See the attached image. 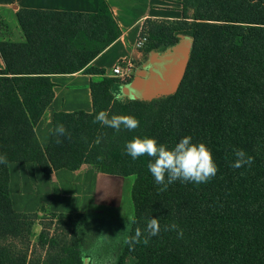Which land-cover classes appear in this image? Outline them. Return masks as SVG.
Instances as JSON below:
<instances>
[{"label":"trees","instance_id":"trees-1","mask_svg":"<svg viewBox=\"0 0 264 264\" xmlns=\"http://www.w3.org/2000/svg\"><path fill=\"white\" fill-rule=\"evenodd\" d=\"M177 20L148 19L140 36L142 50L152 54L193 40L192 52L178 90L152 101L112 96L126 84L115 77L91 83L92 112H57L53 129L64 124L69 137L40 145L35 127L54 97L51 77L58 74L104 75L90 63L122 34L109 3L99 0L96 13L20 9L17 19L25 42H0L5 68L0 70V264H85L79 237L69 238L80 215L53 214L69 227L62 242L43 230L37 241L46 255L6 244L29 242L37 214L14 210L10 164L33 162L43 176L92 165L99 172L134 178L131 200L143 231L159 218L160 233L147 245L125 244L110 264H264V0H181ZM132 115L133 131L93 123L100 111ZM153 137L169 147L185 136L206 144L218 172L206 183L179 180L160 192L147 164L133 160L125 145L133 137ZM98 137H102L99 144ZM254 157L251 166L233 168L234 151ZM103 159H98V157ZM177 224L183 230L165 231ZM112 250V249H110ZM98 261V260H97ZM101 262V261H100ZM100 264V263H99Z\"/></svg>","mask_w":264,"mask_h":264},{"label":"crops","instance_id":"crops-1","mask_svg":"<svg viewBox=\"0 0 264 264\" xmlns=\"http://www.w3.org/2000/svg\"><path fill=\"white\" fill-rule=\"evenodd\" d=\"M106 1L121 27L122 34L89 65L103 70L104 75L85 74L80 71L51 77L54 97L44 117L35 127L40 145L44 148L49 144L52 136L54 114L92 112L91 83L101 81L107 76L111 77L112 68L118 62L123 59L134 61L138 68L136 75L150 68V58L153 53L147 55L142 49L136 48V42L146 20H177L182 17L181 0ZM24 8L96 13L99 9V0H0V42H25L24 33L17 19L18 11ZM4 68L5 64L0 53V70ZM111 178L114 177L98 172L92 165H83L77 171L57 170L46 177L33 162H12L10 193L13 207L16 212H33L42 206H48L53 211L62 210L55 209L53 193L48 192L43 198L42 195L48 185L52 190L59 185L57 189L62 192L64 209L67 205L69 209L79 207L83 204L84 197L99 188L100 182L112 181ZM125 180L127 179H124V183Z\"/></svg>","mask_w":264,"mask_h":264},{"label":"clouds","instance_id":"clouds-1","mask_svg":"<svg viewBox=\"0 0 264 264\" xmlns=\"http://www.w3.org/2000/svg\"><path fill=\"white\" fill-rule=\"evenodd\" d=\"M112 96L115 100L121 103L125 102V95L122 91H112ZM93 123H99L102 126L110 127L116 132L122 128L128 131H133L139 127V120L132 115H109L107 111H100L95 115ZM52 134L56 136V142L61 143L62 137H69L70 133L67 131L64 124H57L52 130ZM102 137H98L96 143L101 142ZM125 152L133 160L142 156L149 157L147 164L149 172L154 177L155 183L160 185V192L168 189L169 185L180 181L182 183H206L216 176L218 172L217 164L214 161L211 150L208 149L205 143H195L191 136L181 138L177 143L169 147L165 143H159L153 137H133L125 145ZM236 157L235 161L231 164L233 168H241L245 165L251 166L254 162V157L247 155L242 149L234 151ZM103 159V157H98ZM8 159L6 154H0V164H7ZM123 215V211H122ZM124 216V215H123ZM136 221L131 217H126V228L123 237V242L130 247L136 244L143 243L147 245L152 237L158 236L160 233L159 218H149L146 227L141 230L137 227L133 232L132 225ZM177 231L178 236L182 237L183 230L175 223L165 226V231ZM102 238H109L108 235H99ZM88 264H98L93 257H88Z\"/></svg>","mask_w":264,"mask_h":264},{"label":"rangeland","instance_id":"rangeland-1","mask_svg":"<svg viewBox=\"0 0 264 264\" xmlns=\"http://www.w3.org/2000/svg\"><path fill=\"white\" fill-rule=\"evenodd\" d=\"M181 41L184 43L191 42L188 38H183ZM191 49L192 42L187 54L188 62L191 56ZM160 51L161 50H158L156 52ZM167 93L168 92L158 91L157 94L150 95L145 101H152L164 96H169ZM112 177H114L110 179L112 181L107 180L104 183L100 182V186L97 190L87 197H84L81 206H76L72 209H69V205L64 209L62 204V192L57 189L59 185L53 190L48 185L47 190L44 191L42 195L43 198L47 196L48 192L51 194L53 193L54 204L56 203L54 206L55 209L62 210L53 211L48 206H42L33 212H18L37 214V219L31 228L32 234L29 236L30 241L24 242L22 240L8 238L5 243L15 244L17 248H24L23 244H26L31 249L30 254L34 253V256L41 255L43 257L46 255V249H42L37 245L38 237L43 230L50 232V236H55L61 242L70 231L69 227L61 223L59 219H56L53 214H70L74 216L78 214L80 217H73L69 221L80 223L81 227L75 233L70 231L67 240L70 242V238H74L76 235L79 237L81 254L82 257H84V262L86 263L87 261V264L88 257H93L96 261L98 260V264H110L114 262L118 254L117 250L120 248L122 249L124 245L123 237L126 233L123 231H125L126 228V217L131 216L133 218L134 216L131 200V188L134 178L127 179L124 183V179L126 178H120V176ZM122 211L124 216L122 215ZM101 234L108 235L109 238H102L99 236Z\"/></svg>","mask_w":264,"mask_h":264},{"label":"water","instance_id":"water-1","mask_svg":"<svg viewBox=\"0 0 264 264\" xmlns=\"http://www.w3.org/2000/svg\"><path fill=\"white\" fill-rule=\"evenodd\" d=\"M183 38L190 39L193 46L191 37L182 36L175 45L152 54L150 68L141 71L121 87L120 91L127 99L145 101L158 91L171 95L178 90L189 64L187 54L191 45V42H182Z\"/></svg>","mask_w":264,"mask_h":264},{"label":"built area","instance_id":"built-area-1","mask_svg":"<svg viewBox=\"0 0 264 264\" xmlns=\"http://www.w3.org/2000/svg\"><path fill=\"white\" fill-rule=\"evenodd\" d=\"M146 43V37L139 36L136 42V48L142 49ZM138 68L134 61L130 59H123L118 62L111 71V77H115L122 82H129L136 75Z\"/></svg>","mask_w":264,"mask_h":264}]
</instances>
